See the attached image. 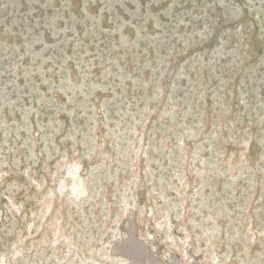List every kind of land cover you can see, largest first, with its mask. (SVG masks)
<instances>
[{"label":"rangeland","instance_id":"374dc122","mask_svg":"<svg viewBox=\"0 0 264 264\" xmlns=\"http://www.w3.org/2000/svg\"><path fill=\"white\" fill-rule=\"evenodd\" d=\"M0 264H264V0H0Z\"/></svg>","mask_w":264,"mask_h":264}]
</instances>
